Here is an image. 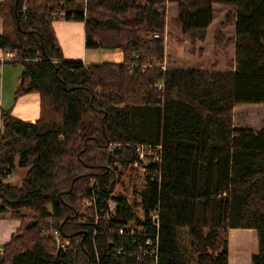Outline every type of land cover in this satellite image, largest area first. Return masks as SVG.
I'll use <instances>...</instances> for the list:
<instances>
[{
    "label": "trees",
    "instance_id": "obj_1",
    "mask_svg": "<svg viewBox=\"0 0 264 264\" xmlns=\"http://www.w3.org/2000/svg\"><path fill=\"white\" fill-rule=\"evenodd\" d=\"M168 4L177 6L172 24L192 47L205 41L213 6L231 8L223 28H234L226 41L234 47V72L163 70ZM65 6L0 1V50L14 52L22 66L15 97L40 98L34 124L0 110V215L20 222L0 264H186L180 230L193 240L197 264H228V231L254 230L258 252L250 264H264V124L254 132L233 128L232 119L238 105H264V0H66ZM58 11L84 23L87 49H120L123 62L66 61L51 28ZM223 38L217 32V46ZM137 144L161 146L158 174L155 167L146 171L139 219L124 196H112L117 171L133 169ZM16 168L26 170L19 187L8 178ZM92 187L100 208L113 197L109 220L97 221L83 205ZM154 211L157 225L148 219ZM126 224L139 226L136 241L118 235ZM53 231L70 240L63 254L45 237ZM138 249L139 255L155 250V258L138 262Z\"/></svg>",
    "mask_w": 264,
    "mask_h": 264
},
{
    "label": "rangeland",
    "instance_id": "obj_2",
    "mask_svg": "<svg viewBox=\"0 0 264 264\" xmlns=\"http://www.w3.org/2000/svg\"><path fill=\"white\" fill-rule=\"evenodd\" d=\"M65 1L66 0H59L60 5L64 6V8L66 7ZM77 10V7H71L69 9L71 13H75V11ZM230 10L231 8L229 7L214 5L212 7V24L207 30L205 41L196 42L194 47H192L190 41L182 37L180 30H178L172 24V21L176 19L178 15L177 6L175 4H168L165 28L166 34L164 37L165 54L167 56L166 58L168 64L183 68L206 66L207 69L221 68L223 70H228L230 68V63L233 60V46H227L226 41L232 37L233 27L228 26L226 28H223V25L225 24V17L230 12ZM66 12L67 11H58V13L54 14V17L57 19H64V15ZM217 32H219L224 37L222 40H220L218 46L216 45L215 41ZM163 66L167 67L165 65ZM232 119L233 128H248L252 129L254 132H257L264 124V105H238L233 111ZM15 173L16 175H18L19 171L15 170L13 174ZM25 174L26 172L24 171V176ZM116 174L119 177V182L113 194L114 198L124 196V198L126 199V207L130 210V214L136 216L137 218L142 217L143 211L142 209H139L138 206L136 207V205H139V202L141 201L140 193L146 190L147 182L145 180V177L147 172L143 170L131 169L124 172H122V170H119ZM21 177H18L17 179L15 175H12L9 180H11V184L16 185L18 182H20ZM1 216L9 215L3 214L0 215V217ZM253 232L256 237L257 233L255 231ZM178 237L179 246L186 259V264H197V253L194 250L193 240L188 235V232L185 230H180ZM228 237L229 235H227V242ZM246 240L250 243H253L250 238ZM246 240L244 239L242 241H245L246 243ZM243 245L244 244H242V246ZM257 250L258 246L255 251ZM230 251L232 256L236 251L238 252V254L240 252L236 245L232 242ZM251 252L252 251L250 250L248 253ZM248 255H245L244 264H250Z\"/></svg>",
    "mask_w": 264,
    "mask_h": 264
},
{
    "label": "crops",
    "instance_id": "obj_3",
    "mask_svg": "<svg viewBox=\"0 0 264 264\" xmlns=\"http://www.w3.org/2000/svg\"><path fill=\"white\" fill-rule=\"evenodd\" d=\"M51 28L58 40L63 57L66 61L80 62L84 66L100 65L106 63L121 64L123 62V54L120 49H87L85 47V25L82 22L73 20L67 21L62 18H55L51 23ZM1 32L2 23L0 21V33ZM232 51L233 60L230 63V68L228 70H223L221 68L207 69L206 66L183 68L175 65H169L166 54L161 66L164 69L175 68L181 70L234 72V47ZM163 65L167 67H164ZM21 73L22 66L17 64L15 61V53L0 50V110L9 112L12 118L34 124L39 118L40 98L36 93L23 95L17 98L15 97V93L21 82ZM16 170L19 171V174L16 175L15 173L12 175H15L17 179L23 175L20 179V182L15 185L19 187L24 178V171L26 172V170L20 168H16ZM19 227V221L13 220L9 216L0 217V255L2 254L3 247L9 243L12 235L17 232ZM253 231L254 230L229 231L228 264H244L246 254H249L248 260L251 262L252 255L258 252V250L255 251L258 246V239L257 235L255 237ZM249 238L253 241V243H250L246 240ZM244 239L246 240V243L245 241H242ZM231 242L234 243L239 249V254L236 251L233 256L231 255ZM242 244L244 245L242 246ZM250 250L252 252L248 253Z\"/></svg>",
    "mask_w": 264,
    "mask_h": 264
},
{
    "label": "built area",
    "instance_id": "obj_4",
    "mask_svg": "<svg viewBox=\"0 0 264 264\" xmlns=\"http://www.w3.org/2000/svg\"><path fill=\"white\" fill-rule=\"evenodd\" d=\"M164 69V68H163ZM2 132V125L0 120V134ZM115 149V146L110 145L108 147V151L110 153H113ZM134 152L136 154V159L132 163V168L137 170H143V171H149L150 168L155 167L152 171L154 175L158 174L157 166L159 167L161 165V146L159 145H148V144H137L134 145ZM10 178V177H8ZM98 189L97 188H91V196L86 199L83 202V205L87 208L94 209V212L96 213V220H109L111 216L115 214L116 209V203L113 200V195L109 200H107L104 204V207L100 208L98 206ZM139 219V218H138ZM149 221L154 225L158 224V211H154L150 213L148 216ZM129 235L133 238L134 241H136V238H139L141 234V230L139 229L138 225L133 224H126L122 228L118 230V235ZM45 237H49L52 240L54 249L56 251L57 255L65 253L69 246H70V240L68 238H64L60 232L53 231L51 233L45 234ZM145 245L147 247H151L152 242L151 239L148 237L145 238ZM78 241H76V244ZM120 252V250H119ZM118 252V253H119ZM152 257L155 258V250H144L142 251V254L139 255V249L138 254L135 256L137 261L141 260L142 257Z\"/></svg>",
    "mask_w": 264,
    "mask_h": 264
}]
</instances>
